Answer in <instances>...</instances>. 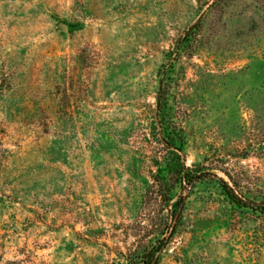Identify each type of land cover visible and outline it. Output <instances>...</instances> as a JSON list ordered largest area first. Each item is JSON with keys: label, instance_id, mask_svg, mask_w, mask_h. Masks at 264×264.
Instances as JSON below:
<instances>
[{"label": "rangeland", "instance_id": "rangeland-1", "mask_svg": "<svg viewBox=\"0 0 264 264\" xmlns=\"http://www.w3.org/2000/svg\"><path fill=\"white\" fill-rule=\"evenodd\" d=\"M166 65L181 160L204 174L169 202ZM148 248L156 264H264V0H0V259Z\"/></svg>", "mask_w": 264, "mask_h": 264}, {"label": "trees", "instance_id": "trees-1", "mask_svg": "<svg viewBox=\"0 0 264 264\" xmlns=\"http://www.w3.org/2000/svg\"><path fill=\"white\" fill-rule=\"evenodd\" d=\"M199 25V23H197ZM171 65H166L161 70L162 77L159 80V85L156 94V104L154 118L156 122L160 123V128L162 130V143L165 148L169 151L167 159V171L169 173V178L166 182L164 176H158L159 179L164 180L163 186L165 187L162 192V197L165 201H171L169 192L175 186L176 183L190 184L191 182L199 179L203 172L197 169V167H186L184 162L181 160L180 152L183 147L184 137L182 135V130L175 121L174 115L171 111V107L168 100L169 90H170V76L168 75ZM157 177V176H156ZM157 180V178H154ZM222 186L226 195L229 197L231 202L239 205H243L245 202L242 197H239L233 188H231L226 181L222 180ZM177 202L175 204L171 218L175 217L177 213ZM176 222V220H175ZM175 223L171 229V234L173 233ZM157 249L148 248L139 253H135L134 256L127 258L126 264H156L157 263ZM0 264H35V261L30 254H24L23 257L1 260ZM119 264V263H117ZM125 264V263H120Z\"/></svg>", "mask_w": 264, "mask_h": 264}]
</instances>
